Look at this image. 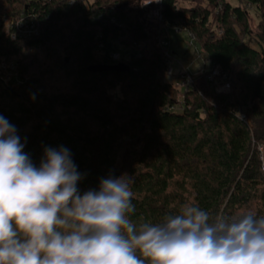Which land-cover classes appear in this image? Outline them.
<instances>
[{
    "label": "trees",
    "instance_id": "obj_1",
    "mask_svg": "<svg viewBox=\"0 0 264 264\" xmlns=\"http://www.w3.org/2000/svg\"><path fill=\"white\" fill-rule=\"evenodd\" d=\"M127 1L0 0V115L23 151L38 167L46 148H67L81 193L126 174L132 219L159 222L189 205L264 215V0H163V21L147 24ZM22 13L39 32L12 40L3 22ZM177 23L228 93L214 90L210 69L176 87L159 41ZM117 45L127 55L114 58Z\"/></svg>",
    "mask_w": 264,
    "mask_h": 264
},
{
    "label": "clouds",
    "instance_id": "obj_2",
    "mask_svg": "<svg viewBox=\"0 0 264 264\" xmlns=\"http://www.w3.org/2000/svg\"><path fill=\"white\" fill-rule=\"evenodd\" d=\"M0 115V264H264V215L189 205L159 222L132 219V178L83 193L67 148L37 167Z\"/></svg>",
    "mask_w": 264,
    "mask_h": 264
},
{
    "label": "built area",
    "instance_id": "obj_3",
    "mask_svg": "<svg viewBox=\"0 0 264 264\" xmlns=\"http://www.w3.org/2000/svg\"><path fill=\"white\" fill-rule=\"evenodd\" d=\"M143 4L145 6H151L147 10V17L145 21H153L160 22L163 21V0H143ZM4 30L6 36L11 38L12 40H18L20 38H28L33 35L38 34L39 26L38 23L32 19H29L25 13L21 14V17L18 20H13L11 18H7L3 22ZM176 32L186 31L194 40V37L179 23L175 24L172 28ZM168 31L167 25L163 27L164 37L159 41L162 46H168L165 39V33ZM168 58L171 61L170 52L167 53ZM114 58H119L118 54L113 55ZM0 65L5 68V60H1ZM168 76L174 77L175 85L178 89L184 90L188 88H193L195 79L189 74V71L186 67L181 66L179 72L175 71L174 68L170 66L167 71ZM208 80L214 84V90L216 92L228 93L230 91V84L226 81L225 77L222 76L220 67H212L210 68V73L208 75ZM262 158L264 161V155L262 153ZM263 171H264V163H263Z\"/></svg>",
    "mask_w": 264,
    "mask_h": 264
},
{
    "label": "rangeland",
    "instance_id": "obj_4",
    "mask_svg": "<svg viewBox=\"0 0 264 264\" xmlns=\"http://www.w3.org/2000/svg\"><path fill=\"white\" fill-rule=\"evenodd\" d=\"M231 3H236V0H228ZM124 4L128 5L131 9L136 10L138 16L146 24L147 10L143 4V0H128ZM250 26L252 30L257 29L259 20L258 13L255 9H250ZM165 39L170 44L171 66L174 70L179 72L181 66L186 67L189 74L194 78H198L202 73L211 68L210 62L205 60V55L201 47L192 40V37L186 32H176L174 29H169L165 33ZM116 52L119 56L127 55V50L117 45ZM174 80V77H170ZM264 155V147H262Z\"/></svg>",
    "mask_w": 264,
    "mask_h": 264
}]
</instances>
